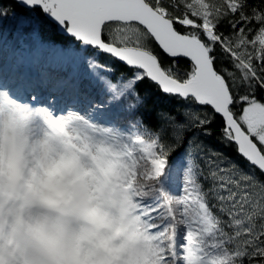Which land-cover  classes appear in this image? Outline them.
<instances>
[{"label": "rangeland", "instance_id": "rangeland-1", "mask_svg": "<svg viewBox=\"0 0 264 264\" xmlns=\"http://www.w3.org/2000/svg\"><path fill=\"white\" fill-rule=\"evenodd\" d=\"M18 21L19 26L31 22L24 15ZM205 24L206 33L214 35ZM115 35L124 42L136 34L120 27ZM22 41L9 52L11 59L3 61L9 42L0 49V74L6 67L11 74L0 76V264H129L128 245L119 232L128 212L116 213L110 200L118 177L131 182L140 171L147 178L165 174L162 197L152 211L168 254L177 264H221L228 252L213 236L214 220L185 159L165 172L158 138L136 124L118 128L108 118L104 106L132 80L114 77L104 65L93 68L97 51H80L84 43L77 49L37 40L29 51ZM34 80L42 85L30 88ZM126 103L116 107L117 115L136 104ZM237 119L264 151V105L245 103ZM84 209L110 218L118 229L104 232L99 241L81 220Z\"/></svg>", "mask_w": 264, "mask_h": 264}, {"label": "trees", "instance_id": "trees-1", "mask_svg": "<svg viewBox=\"0 0 264 264\" xmlns=\"http://www.w3.org/2000/svg\"><path fill=\"white\" fill-rule=\"evenodd\" d=\"M146 2L168 17L179 32L197 37L208 46L213 67L217 75L226 80L230 90L229 110L245 130L237 119L242 106L254 100L264 105V0ZM21 15L33 17L37 27L33 23L19 26ZM206 21L212 26L214 35L206 33ZM120 27L134 31V39L118 42L113 35ZM102 33L107 42L118 46L136 45L154 52L161 68L175 79L185 80L194 73L195 68L187 59H174L163 53L146 29L135 23L108 22ZM37 38L42 41L67 40L65 43L73 41L60 37L43 11L24 9L14 0H0V49L5 42L10 44V51L3 54V61L11 59L9 52L20 46L21 39L31 49ZM90 49L87 47L82 51L88 55ZM94 58L111 68L114 77L123 75L132 80L128 88L113 95L114 100L104 106L112 125L118 128L134 124L141 126L147 134L158 138L166 167L177 159H185L190 166L193 181L214 220L216 239L228 252L221 264H264V175L238 153L237 143L232 132L226 130L223 117L211 107L197 104L192 97L163 93L144 71L130 69L110 55L98 51ZM24 71L27 75L30 68ZM127 100L136 104L131 110L127 107L117 115L116 107L127 105ZM113 115L117 118L114 119ZM260 149L263 151L261 145ZM148 164V161L144 164L145 169ZM146 176L140 171L131 182L117 179L119 186H115V191L118 198L111 199L115 210L121 214L130 202L139 206L138 213L128 214L120 231L128 245L126 255L130 264H177L168 254L163 237L154 233L159 229V221L156 224L152 208L156 199L162 197L161 178ZM82 217L98 235L117 228L88 209L83 210ZM75 218L79 219L77 215ZM208 239L201 241L204 244ZM196 240L194 238L193 242Z\"/></svg>", "mask_w": 264, "mask_h": 264}, {"label": "water", "instance_id": "water-1", "mask_svg": "<svg viewBox=\"0 0 264 264\" xmlns=\"http://www.w3.org/2000/svg\"><path fill=\"white\" fill-rule=\"evenodd\" d=\"M26 8H40L53 12L48 19L55 22L60 33H66L75 40L110 54L115 60L129 68L144 70L146 77L156 83L163 93L192 97L198 104L211 107L226 122L237 151L248 163L264 175V155L255 141L242 129L229 110L230 90L226 80L218 76L209 55L208 46L200 39L179 32L170 19L161 14L146 0H15ZM47 1V2H46ZM74 8V13L68 10ZM71 21L72 27L63 30L64 22ZM108 22H135L143 25L154 38L163 53L171 58L189 57L195 68L192 76L185 80L175 79L161 68L156 55L135 45L116 46L101 37L102 26ZM187 50L188 53H184ZM221 89L219 98L214 90Z\"/></svg>", "mask_w": 264, "mask_h": 264}, {"label": "bare ground", "instance_id": "bare-ground-1", "mask_svg": "<svg viewBox=\"0 0 264 264\" xmlns=\"http://www.w3.org/2000/svg\"><path fill=\"white\" fill-rule=\"evenodd\" d=\"M15 1V0H14ZM16 2V1H15ZM47 2V1H46ZM17 3V2H16ZM18 4V3H17ZM20 6H22L24 9H27V10H31V9H39V10H41V11H46V10H44V9H40V8H34V7H31V8H26L25 6H23L22 4H19ZM47 8L48 9H51V8H49V6H47ZM68 8V10L70 11V12H75L74 11V8H71L70 6H68L67 7ZM35 12V11H34ZM44 14H45V12H44ZM32 15H35L34 13H32ZM46 15V14H45ZM46 17H47V15H46ZM30 20H31V22H29V24L30 23H33V25L34 26H37L38 24H37V21H35L34 20V18L33 17H28ZM48 18V17H47ZM168 18V17H167ZM169 19V18H168ZM49 20V19H48ZM51 21V20H50ZM52 22V21H51ZM131 23V22H130ZM130 23H124V24H130ZM135 23V22H134ZM52 24L53 25H55V29H56V31H57V33H58V35L60 36V37H65V36H68L66 33L64 34L63 32L62 33H60L59 32V30H57V26H56V24H55V22H52ZM107 24V23H106ZM137 24V23H136ZM105 25V24H104ZM103 25V26H104ZM137 25H139L140 27H143V28H145V26H143V25H140V24H137ZM103 26L101 27L102 28V31H103ZM72 27V23H71V21H65L64 22V26H63V30L64 31H68L70 28ZM175 27V26H174ZM146 29V28H145ZM102 31H101V33H102ZM150 35V34H149ZM44 45H46V46H52V45H50V44H48V43H44ZM57 46H60L59 44H56ZM138 47H140V46H138ZM140 48H144V47H140ZM144 49H146L147 51H149L150 53H152V54H154V55H156L154 52H151L149 49H147V48H144ZM188 53V51L187 50H185L184 51V53ZM157 56V55H156ZM180 58H183V59H187L192 65L194 64L192 61H191V59L189 58V57H184V56H180ZM175 59V58H174ZM92 67L93 68H99V67H103L102 66V64L101 63H97V62H93L92 63ZM129 68V67H128ZM193 68H194V66H193ZM130 69H132V68H130ZM136 69H138V68H136ZM140 70V69H139ZM143 71V70H142ZM40 85H42L41 83H39ZM37 85V84H36ZM35 85V86H36ZM222 91H221V89L219 90V89H215L214 90V96L216 97V98H219V96H220V93H221ZM209 107V106H208ZM232 114V113H231ZM234 116V115H233ZM235 117V116H234ZM236 119V118H235ZM151 146L153 147V148H155L156 146H155V144H151ZM152 154L154 155V153L152 152Z\"/></svg>", "mask_w": 264, "mask_h": 264}, {"label": "flooded vegetation", "instance_id": "flooded-vegetation-1", "mask_svg": "<svg viewBox=\"0 0 264 264\" xmlns=\"http://www.w3.org/2000/svg\"><path fill=\"white\" fill-rule=\"evenodd\" d=\"M50 8V7H49ZM45 12V14L48 16V14L49 13H51V12H53V10L52 9H49V11L47 12V11H44Z\"/></svg>", "mask_w": 264, "mask_h": 264}]
</instances>
